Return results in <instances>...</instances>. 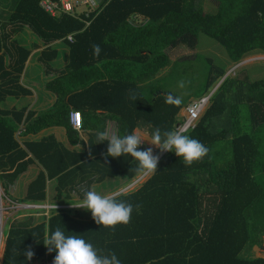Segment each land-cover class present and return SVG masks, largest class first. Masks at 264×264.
Wrapping results in <instances>:
<instances>
[{"label": "trees", "instance_id": "trees-1", "mask_svg": "<svg viewBox=\"0 0 264 264\" xmlns=\"http://www.w3.org/2000/svg\"><path fill=\"white\" fill-rule=\"evenodd\" d=\"M95 1L87 16L83 7L74 16H51L40 0H0V198L5 208L18 210L6 219L0 264L54 258L42 241L57 227L84 236L102 254L115 252L122 264H264L252 251L264 241V78H223L228 64L264 55V0H210L212 12L205 11L203 0ZM199 33L223 47L226 63L200 54L171 59L172 51L197 50ZM58 43L67 48L63 65L57 63ZM33 51L41 81L56 102L23 120ZM181 82L191 87L184 97L176 88ZM215 86L195 126L184 132L208 153L185 166L158 148L156 171L112 197L133 204L126 225L103 228L84 209L19 208L43 204L52 180L53 202L67 205L69 198H80L81 189L115 178L137 179L142 174L132 158L108 157L107 142L96 143V131L105 126L120 135L177 130L185 120L181 110L208 97ZM71 109L81 114L86 150L64 149L53 138L50 144L35 143L46 128L60 126L73 138L71 146L80 145L69 123ZM34 165L35 178L20 195L18 179ZM28 249L30 260L24 255Z\"/></svg>", "mask_w": 264, "mask_h": 264}, {"label": "clouds", "instance_id": "clouds-1", "mask_svg": "<svg viewBox=\"0 0 264 264\" xmlns=\"http://www.w3.org/2000/svg\"><path fill=\"white\" fill-rule=\"evenodd\" d=\"M99 52V46H94V54L98 55ZM180 86H183L182 82ZM130 98L136 100L135 93H131ZM146 140L162 152L174 153L185 166H190L208 153L207 146L202 142L178 130L162 131L161 128L156 127L150 134L133 130L131 133L120 135L105 126L96 131V143L107 142L106 155L112 158L121 156L132 158L136 165L135 170L139 174L155 172L159 160V156L153 154L151 147L140 148ZM80 191L82 195L72 206L90 212L96 224L112 229L116 225H126L130 221L134 207L132 203L102 195L95 187ZM71 233L73 232L66 233L63 228L57 227L44 235L42 244L48 252H55L53 264H122L115 252L102 254L101 250L84 236ZM24 255L30 260L33 252L28 249Z\"/></svg>", "mask_w": 264, "mask_h": 264}, {"label": "rangeland", "instance_id": "rangeland-1", "mask_svg": "<svg viewBox=\"0 0 264 264\" xmlns=\"http://www.w3.org/2000/svg\"><path fill=\"white\" fill-rule=\"evenodd\" d=\"M203 4H204L205 11H207V10H208V12L214 11V7L209 8L210 7L209 4H211L210 0H203ZM80 10H82V9H80ZM30 38L33 39L34 37L30 36ZM55 48H57V50L60 53V59L57 61V63L59 65L60 64L63 65L65 62V59L67 58V48L63 44H59V43L55 44ZM196 54H200L201 56H203L205 58H210L211 60H213L215 62V64H218V65H221V63L227 62L226 61L227 60L226 59V52L223 49V47H221L218 43H216L212 38H210V37H208L202 33L198 34L197 50L190 51L187 49H180V50L172 51L170 57L173 61H175V60L181 61L185 58L193 60L194 56H196ZM35 57L36 56H33L31 58V60L29 61V64L27 66L26 75H27L28 85H31V83H33L34 89H36L37 93L40 95V94L47 93V91L43 89V86L41 83L42 82L41 81L42 75L40 74L41 66L35 61ZM196 67H195V70H196ZM236 75L239 77L244 75L243 78L249 79V80H254V81L261 80L262 78H264V56L263 55L247 56L246 58L242 59L239 63L228 64L225 68V75L223 78H225L227 76H230L232 78H236ZM186 77L188 80H190L192 78V74L188 73L186 75ZM180 84L181 83L176 84L177 92L179 94V97H184L189 93L191 87L189 88L184 83H182L183 86L181 87ZM217 86H219V83L217 84ZM215 88H216V86L209 93V95H211L214 92ZM43 91H45V92H43ZM181 112H182V115H184L186 113L185 109H182ZM112 131H114V127H112ZM157 149H158L157 146H156L155 150L153 149L154 155H158V153L156 152ZM147 176L146 175H143V176L140 175L139 177H137V180L139 181V183H141V182L146 180ZM116 179L117 178H115L113 181H115ZM118 182L123 184L126 182V180L123 178H120ZM133 186H135V185H133ZM128 187H129V185L127 186V188ZM1 203L4 205V207H6L5 201L1 200ZM74 208H77V207H74ZM7 209H9V211L4 212V214H3L6 216V218L4 219V222L6 221L7 217L8 218L12 217L18 211V210H16L15 207H13L12 209L11 208H7ZM16 216H17V214H16ZM4 247H5V241H3L1 243V246H0V258H1V260H2V256L4 253Z\"/></svg>", "mask_w": 264, "mask_h": 264}, {"label": "crops", "instance_id": "crops-1", "mask_svg": "<svg viewBox=\"0 0 264 264\" xmlns=\"http://www.w3.org/2000/svg\"><path fill=\"white\" fill-rule=\"evenodd\" d=\"M36 54H37V52L33 51L32 54H31L32 55L31 58L33 56H35ZM28 64H29V62H28ZM26 72H27V67H26ZM25 85H26L25 86L26 89L30 91V96L28 98L29 99V106H28L27 112L23 116L24 117L23 120L25 119V115L28 112L30 114H34V117H37L41 113H45L49 109H51L53 107V105L56 102V96L44 87V82L42 83V86H43V89L47 91V93L40 94V95L37 93V90L34 89L33 83H31V85H28V81H26ZM43 92H45V91H43ZM71 111H75V110L71 109L70 112ZM98 113L102 114L101 112H98ZM69 123L72 126L70 117H69ZM112 127L113 126L110 127L111 130H112ZM72 130H74L79 135V138L82 140V143L80 145L71 146L70 145V141H72L73 138L68 135V133H67L65 128L60 127V126H58V127L57 126L48 127V128L45 129L44 132L39 133L37 135V137H38L37 139H36V137L34 138L33 136H31V139L34 138V140L36 141L35 143H37V141L44 140V141H47V144H50L51 142L49 140H50V138H53L55 140V142L57 143V145H60L64 149H67V150L74 149V150H78V151L86 150V142H87L86 134L84 132H82L81 129L77 130V129L73 128V126H72ZM136 130L137 131H143V130H140V129H136ZM143 132H145V131H143ZM145 133L148 134L147 132H145ZM25 140H27V139H25ZM144 143L147 146V148L151 147L152 149L155 150V148H156L155 145L150 144V142H148L147 140ZM19 145H21V148H23L27 152V157H31L32 158L31 153L27 150V147L25 145L24 140L21 139L19 141ZM37 171H38V169H37L36 165H34L32 167H29L26 175L25 176H21L18 179V186H19V194L20 195L24 196L28 185L34 180ZM119 179L117 178L115 181H113L114 179L106 180L104 183L97 184V185H95L93 187H95L98 191H100L102 195H107V196L113 197V195L118 194L121 191H123L124 188L129 185L128 183H130V181H126L125 183L121 184V183L118 182ZM55 186H56V182L53 181V180L46 183L47 200L41 205L71 206L73 203L76 202V200H74L75 197H72V198L68 199L69 201H68L67 205H65L66 203H54L53 201H56V200H54ZM57 209L58 208L50 209V210L47 211V213H49L50 211L52 213V211H57ZM69 209H71L73 211V210H76V209H83V208H74L73 207V208H69ZM12 217L15 218L16 215L15 216L13 215ZM12 217H10V218H12ZM5 227H6V221H5ZM262 246L264 248V241H263V243L261 245L254 246L252 248L254 257L264 258V249L262 248ZM39 264H42V263H39Z\"/></svg>", "mask_w": 264, "mask_h": 264}, {"label": "built area", "instance_id": "built-area-1", "mask_svg": "<svg viewBox=\"0 0 264 264\" xmlns=\"http://www.w3.org/2000/svg\"><path fill=\"white\" fill-rule=\"evenodd\" d=\"M96 6V1L95 0H58V1H53V0H40V7L47 13H49L51 16H56L59 13L65 12L70 14L71 16H74L77 14L79 11V7H83L85 10L86 16L89 13L87 10L88 8H93ZM69 40H71V37H68ZM209 97H204L201 98L200 100H192L188 106L185 108L186 115L184 114L185 120L184 122L177 127L178 131H181L182 133L186 132L187 130L193 128L205 110ZM70 120L73 128L80 130L81 129V114L78 111H71L70 113ZM145 143H142L140 147H143ZM160 158V156H159ZM143 175H148V174H142ZM139 181L137 179L133 180L132 182L129 183V187H125L123 191L120 193H125L137 186ZM135 185V186H133ZM119 193V194H120ZM19 208L22 209H45L46 211L53 209V208H73L71 206H48V205H20ZM8 209L4 207V205L1 203V198H0V246L3 241H5V237L3 235L4 229H5V215L4 212H6ZM1 260V258H0ZM54 258L47 260L43 262L42 264H53Z\"/></svg>", "mask_w": 264, "mask_h": 264}, {"label": "water", "instance_id": "water-1", "mask_svg": "<svg viewBox=\"0 0 264 264\" xmlns=\"http://www.w3.org/2000/svg\"><path fill=\"white\" fill-rule=\"evenodd\" d=\"M157 94H163V95L167 94V96H171V93H166V92H163V91H158ZM263 239H264V237H263ZM262 248H263V246H262Z\"/></svg>", "mask_w": 264, "mask_h": 264}]
</instances>
